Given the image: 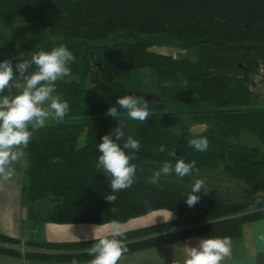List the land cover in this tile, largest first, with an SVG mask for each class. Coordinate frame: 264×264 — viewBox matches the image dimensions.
I'll use <instances>...</instances> for the list:
<instances>
[{"label": "trees", "instance_id": "trees-1", "mask_svg": "<svg viewBox=\"0 0 264 264\" xmlns=\"http://www.w3.org/2000/svg\"><path fill=\"white\" fill-rule=\"evenodd\" d=\"M15 22L40 24L57 36L24 41L27 56L60 45L75 56L55 92L68 102V113L33 131L25 149L29 182L22 203L30 219L102 225L174 213L170 220L122 231L128 253L189 237L236 239L247 222L264 218V211L251 208L257 200L264 204V151L240 140L246 132L264 144V103L255 88L256 77L264 82V0H0V38L2 28ZM155 45L194 50L195 58L160 53ZM165 81L170 86L162 87ZM133 93L146 99L152 115L142 124L120 110L125 139L133 136L141 148L132 161L135 183L109 203L110 181L96 167L97 145L120 123L107 109ZM184 118L210 127L184 135L176 130ZM201 136L209 141L205 152L187 143ZM161 145L176 157L159 152ZM178 158L195 160L199 172L224 165L251 192L230 200L202 189L189 207L185 199L197 173H173L159 186L148 182L164 160L174 165ZM95 242H22L0 232V252L52 262L91 260L87 249Z\"/></svg>", "mask_w": 264, "mask_h": 264}, {"label": "clouds", "instance_id": "clouds-1", "mask_svg": "<svg viewBox=\"0 0 264 264\" xmlns=\"http://www.w3.org/2000/svg\"><path fill=\"white\" fill-rule=\"evenodd\" d=\"M74 60L73 52L60 45L50 51H34L27 57L21 54L15 67L10 59L0 62V178H12L16 171L14 164L23 161L27 166L24 149L28 147L33 131L45 127L49 120L62 121L68 113V102L54 93L57 82L71 74L70 65ZM168 86L170 81L162 84V87ZM120 110H124L129 119L142 124L152 115L146 99L135 93L120 96L107 109L106 115L118 118L120 122L97 145L99 155L96 167L102 169L110 181L111 193L105 196L109 203L117 200L114 193L126 190L135 183L137 166L132 161L137 159L135 153L141 148L140 141L133 136L128 135L125 139ZM122 140L121 146L119 142ZM187 143L199 152L209 148V141L204 136L190 139ZM158 150L161 153L168 151L164 145ZM168 155L176 157L173 149L168 151ZM196 164L195 160L185 162L182 158L176 159L174 165L170 160H164L148 182L159 186L162 177L173 173L178 178L190 176L193 172L198 174ZM204 183L203 179L194 181L185 199L189 207L199 202L200 197L196 193L202 191ZM251 208L252 211H264V204L257 200ZM171 218L172 214L169 220ZM123 237L124 233L120 230H114L108 235H94L96 242L87 249L88 255L92 257L89 264H118L128 251ZM230 255L229 238L208 236L200 238L195 246L188 248L184 264H222Z\"/></svg>", "mask_w": 264, "mask_h": 264}, {"label": "crops", "instance_id": "crops-1", "mask_svg": "<svg viewBox=\"0 0 264 264\" xmlns=\"http://www.w3.org/2000/svg\"><path fill=\"white\" fill-rule=\"evenodd\" d=\"M22 171V167L20 168ZM24 186H9L0 178V232L20 238L22 242L39 239L45 242H76L91 240L94 235H108L114 230H130L169 220L171 214L158 211L137 222L107 224L39 223L29 218L22 203ZM173 218V216H172ZM171 218V219H172ZM146 219V222L145 220ZM200 238L189 237L173 243L160 244L124 253L118 264H184L188 248ZM230 240L231 255L222 264H264V218L247 222L241 237ZM87 261L52 262L12 253L0 252V264H89Z\"/></svg>", "mask_w": 264, "mask_h": 264}, {"label": "rangeland", "instance_id": "rangeland-1", "mask_svg": "<svg viewBox=\"0 0 264 264\" xmlns=\"http://www.w3.org/2000/svg\"><path fill=\"white\" fill-rule=\"evenodd\" d=\"M4 37L0 38V62L5 59H10L13 62V66L18 61V58L21 54H24L27 57V49L24 47L23 42L26 40H54L57 38L55 34H53L50 28H45L37 23H29V22H15L4 26L3 28ZM141 37L144 39H155V35L153 34H141ZM10 40V42H9ZM13 43V44H12ZM153 49L157 52L174 55V56H187L190 59L195 58V51L194 50H187L177 46H169V45H155ZM143 72H147V69L142 70ZM255 88L257 92L260 94L262 102L264 103V82L262 81L261 77H256ZM7 91V90H6ZM55 95H59L58 93H54ZM61 97V95H59ZM62 98V97H61ZM64 120V119H63ZM62 120V121H63ZM56 122L54 120H49L47 123ZM210 127L207 123H199L194 122L189 118H184L179 125L176 126V130L182 132L184 135H189L193 133H202L205 132ZM240 140L248 145L256 146L264 151V144L257 139L255 136L250 135L246 132H243L240 136ZM84 141V135H82L79 139V144H82ZM25 152V149H24ZM13 167L16 169L12 178L8 180H4L2 178V182H7L9 186H26L29 182L28 176L25 171V165L23 161L20 163L14 164ZM22 167V171L20 168ZM196 179H203L204 180V187L203 190L207 191L208 193L218 196L224 199L234 200L238 197L246 196L250 194L251 188L245 182L240 181L234 177L229 176L224 171V165H219L216 168H211L208 170H202L198 174H196L194 181ZM27 211V207H25ZM162 214L161 217H164V212L168 214H172L174 217V213L161 210L158 211ZM164 215V216H163ZM147 216H143L142 218H146ZM142 218H133L128 221L130 222H137ZM146 222V219H144ZM148 223H154L149 222ZM122 224V223H118Z\"/></svg>", "mask_w": 264, "mask_h": 264}, {"label": "water", "instance_id": "water-1", "mask_svg": "<svg viewBox=\"0 0 264 264\" xmlns=\"http://www.w3.org/2000/svg\"><path fill=\"white\" fill-rule=\"evenodd\" d=\"M91 55H92V60H93L94 67H96L94 53L91 52ZM97 76H98V72L97 71H95L94 73H92V84H95L96 83Z\"/></svg>", "mask_w": 264, "mask_h": 264}]
</instances>
